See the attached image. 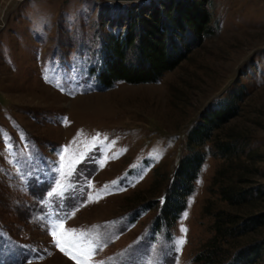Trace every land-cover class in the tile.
<instances>
[{"label":"rangeland","instance_id":"374dc122","mask_svg":"<svg viewBox=\"0 0 264 264\" xmlns=\"http://www.w3.org/2000/svg\"><path fill=\"white\" fill-rule=\"evenodd\" d=\"M161 1L0 0V264H194L213 213L230 207L215 183L226 159L211 142L190 146L189 132L234 92L244 100L220 133L246 136L244 184L262 193L245 212L264 211V0H209L212 31L177 67L105 86L109 35ZM197 150L206 159L186 208L157 224L169 180Z\"/></svg>","mask_w":264,"mask_h":264},{"label":"trees","instance_id":"16d2710c","mask_svg":"<svg viewBox=\"0 0 264 264\" xmlns=\"http://www.w3.org/2000/svg\"><path fill=\"white\" fill-rule=\"evenodd\" d=\"M208 2L163 0L149 12H130L125 34H111L106 41L104 66L98 78L107 87L118 81L132 84L158 82L212 31ZM191 35L193 41L190 44L188 37ZM179 44L185 46L184 52L180 51ZM129 50H133L134 58H129ZM243 100L244 93L234 92L218 106L210 105L189 132L190 146L211 142L213 154L226 159L216 174L215 183L219 184L218 191L230 207L217 209L214 213L209 211L215 219V236L210 247H205L193 258L194 264H264V239L254 236L264 228V211L249 212L250 215L245 212L253 209L255 203L251 202L262 193L260 187L244 184L247 182L244 177L248 167L246 159L255 162L253 150L246 152V136L234 131L225 137L220 133L225 124L239 114ZM243 155L245 161L240 159ZM205 156L206 152L197 150L180 160L174 177L167 184L157 224L171 227L178 220L186 208L187 197L194 190V181ZM235 159L240 161L237 163ZM225 245L227 247L223 249Z\"/></svg>","mask_w":264,"mask_h":264},{"label":"snow or ice","instance_id":"6c2138e0","mask_svg":"<svg viewBox=\"0 0 264 264\" xmlns=\"http://www.w3.org/2000/svg\"><path fill=\"white\" fill-rule=\"evenodd\" d=\"M66 122V121H65ZM56 227H62V225H57ZM53 238L55 240L56 246L61 248V251H65V247L60 243V241L56 238V231L55 228L52 231ZM181 244H183V240L180 241ZM69 248H79V245L76 244L74 241L69 243Z\"/></svg>","mask_w":264,"mask_h":264},{"label":"water","instance_id":"95a60500","mask_svg":"<svg viewBox=\"0 0 264 264\" xmlns=\"http://www.w3.org/2000/svg\"><path fill=\"white\" fill-rule=\"evenodd\" d=\"M113 1L134 2V1H141V0H113Z\"/></svg>","mask_w":264,"mask_h":264}]
</instances>
